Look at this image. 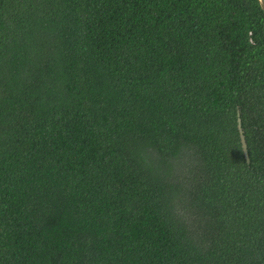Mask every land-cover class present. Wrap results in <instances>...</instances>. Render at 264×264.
<instances>
[{
  "label": "trees",
  "instance_id": "trees-1",
  "mask_svg": "<svg viewBox=\"0 0 264 264\" xmlns=\"http://www.w3.org/2000/svg\"><path fill=\"white\" fill-rule=\"evenodd\" d=\"M0 264H264L259 0H0Z\"/></svg>",
  "mask_w": 264,
  "mask_h": 264
},
{
  "label": "water",
  "instance_id": "water-1",
  "mask_svg": "<svg viewBox=\"0 0 264 264\" xmlns=\"http://www.w3.org/2000/svg\"><path fill=\"white\" fill-rule=\"evenodd\" d=\"M259 2L264 11V0H259ZM239 127H240V124H239ZM242 146H243V151H244L245 156L248 157L247 147H246V143H245L243 136H242Z\"/></svg>",
  "mask_w": 264,
  "mask_h": 264
}]
</instances>
